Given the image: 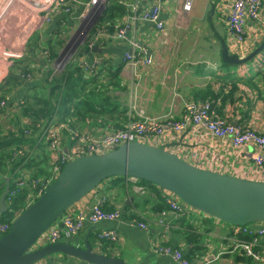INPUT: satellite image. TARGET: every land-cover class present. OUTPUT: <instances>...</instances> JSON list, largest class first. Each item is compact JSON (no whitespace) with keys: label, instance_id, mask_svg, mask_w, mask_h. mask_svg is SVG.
<instances>
[{"label":"crops","instance_id":"1","mask_svg":"<svg viewBox=\"0 0 264 264\" xmlns=\"http://www.w3.org/2000/svg\"><path fill=\"white\" fill-rule=\"evenodd\" d=\"M7 1L9 0H4V5H7ZM213 1L217 7L214 23L227 39L225 15L229 11L231 0ZM17 3L12 0L11 6L0 11V93L1 90L4 93L7 91L9 104L23 101L24 95L30 89V83H39L48 69H53L54 61L60 54L59 48L56 58L50 57L47 48L44 52L36 48L28 49L29 39L51 37L59 32L57 28L69 26L76 20L66 14H54L50 22L40 25V20L33 11L18 10ZM172 3L171 5L164 1L163 4V18L167 23L163 31L156 30L149 22L130 20L126 39L108 41L102 35H96L93 38L94 45L86 49L85 55L81 57L86 61L85 66L89 68L91 74L103 82L113 79V74L119 71L120 86L116 89L109 87L108 92L114 96V103L119 107V112H116L114 117L128 118L136 115L138 111H145L150 115L179 118L187 102L200 98L197 95L199 89L206 87L209 82L215 87L220 84L217 79L227 76L220 75L225 73L221 70V57L218 55L221 44L208 22V15L206 19L204 18L207 11L205 2H202V7L196 8L191 4L190 11H185L181 6ZM208 6L211 8V4ZM5 12L6 15H3ZM127 17V13L118 16L114 30L126 22ZM35 33L37 35L33 37ZM250 34L255 36L252 29ZM25 37L28 38V43L24 44ZM262 37L263 35H260V39ZM33 45H30L31 48L36 47L34 43ZM141 47L147 49V56L151 57L152 61L150 64L141 63L135 68L131 67L124 61V54L126 51L138 53ZM25 66L33 71V75L29 73L31 79L21 78ZM18 77L17 83L9 82L12 78L17 80ZM228 99L226 103L218 104L219 115L236 125L254 126L264 130V86L260 91H252L241 84L239 90ZM102 123L106 122L98 120L95 123L94 120H87L80 124L82 125L80 127L98 133L115 127L113 122ZM174 143L178 145L173 147L176 152L199 166L237 176L264 179V171L255 167L251 156L255 151L254 146L248 145L244 151L238 153L234 152L227 141L222 142L212 136L200 134L190 139L186 133H182ZM24 146L30 148L31 142L25 141ZM38 147V149L34 147L36 150L28 153L35 159L43 158L40 153L44 152L41 151L49 148L45 138ZM29 159H24L23 164L18 167L15 179L28 175L30 179L41 180L50 175V157L48 174L41 176L33 175L31 170L34 169L24 167L30 162ZM3 177L8 176H0V187L6 185ZM35 195L31 187L25 198L31 201ZM165 195L164 189L139 184L128 178L104 182L89 196L75 204L74 208L89 211L99 199L106 198V204L110 208L122 212L121 218L112 222L102 221L97 225L88 223L73 242L83 244L87 236L90 240L93 235L114 229L119 233L118 240H105L100 244L96 239V244L93 245L95 250L122 258L127 264H178L171 256L156 253L155 249L159 243L182 250L186 257L196 262L213 258L221 251L229 250L243 237L234 226L219 220H214L211 224L205 218L201 219L206 215L194 212L190 208H187L186 212L189 215L188 213L185 215L187 218L185 220L175 218V214L169 210L161 222L158 208L167 205ZM197 214H200V218L195 216ZM133 220L144 222L146 228L140 227L137 223L132 225ZM58 263L86 264L71 257H63ZM217 264L261 263L248 258L239 250H234L223 254L217 260Z\"/></svg>","mask_w":264,"mask_h":264},{"label":"built area","instance_id":"2","mask_svg":"<svg viewBox=\"0 0 264 264\" xmlns=\"http://www.w3.org/2000/svg\"><path fill=\"white\" fill-rule=\"evenodd\" d=\"M164 1L166 2V0H14L15 3L18 2V10L30 9L33 11L39 18L40 25L45 22H50L54 14H66L78 20V29L86 23L88 19L94 21L98 16L92 26L93 29L99 17L109 4L117 3L123 6L128 16L127 21L115 30H110L103 26L99 28L93 36L90 37V34H88L82 46L86 48H91L94 45L93 38L96 35H102L104 39L108 41L126 39L130 20L146 21L151 23L156 30L163 31L167 24L166 20L163 18ZM172 2L176 4L175 1ZM11 5L12 0L7 1V5H4V0H0V11L2 8H7ZM181 7L185 11H190V0H184ZM263 14L264 0H231L229 11L225 16H227L226 42L232 53L244 57L259 45L258 43L260 40H263ZM3 15H6V12ZM250 29L255 32V36H251ZM260 35H263L261 39ZM135 44L136 43H134V45ZM147 52V49L144 47H141L138 53L126 51L124 54V61L134 68L141 63L145 65L150 64L152 59L147 56ZM72 58L75 59V55ZM58 61L59 59L54 61V72L62 71L69 62ZM80 62L86 65V61L81 60ZM24 75L26 74L24 73L23 76ZM1 103H6L7 105L6 100H3ZM217 106L218 103L215 105L211 100H191L185 104L183 113L179 118L150 115L145 111H138L136 115L129 116L128 120H126L121 127H109L102 133L89 130L85 131L83 134H76V138L72 139L67 148L68 152H66V149L60 150V146L62 145L63 131L66 129L71 131L72 129L58 122L56 119L50 120L45 129V142L52 153V157H50V159H53L52 165L54 166V164H56L57 166L54 167L53 172L44 179L34 181L30 179L28 175H22L16 179L15 183L18 188L27 186V183H30V186L36 194L34 199L30 201L32 202L43 192L49 183L55 180L54 178L58 176L68 160L89 154H103L132 141H139L155 146L170 144L178 146L174 142L178 141L182 133H186L190 139L200 134L201 136H212L222 142L227 141L229 145L232 146L234 152L238 153L244 151L248 145L254 146L255 151L251 154L254 165L256 168L264 171V130L257 129L254 126L242 127L234 124L226 117L218 114ZM73 136L75 137V135ZM173 147L174 146L169 149L173 153L186 159L176 152ZM186 160L190 161L188 159ZM192 163L198 165L194 162ZM127 178L134 182H138L137 178ZM261 181H264V179ZM8 194L10 195L7 200L9 207L13 203V198L17 194V191L13 190ZM165 196L167 199V206L175 214V218L180 219L188 213L186 212L188 207L175 194L166 191ZM105 203L106 198H101L97 203L92 205L89 211L77 210L74 208L75 205L72 206L38 238L33 249L60 240L68 242L76 241V238L83 232L88 223L97 225L102 221L112 222L120 219L122 212L120 210H104L102 207ZM167 213L168 210L160 212L161 222H163ZM12 221L13 219L0 220V238L9 230ZM135 223L142 228H146L144 222H137L136 220L131 222L132 225ZM234 227L238 233L245 234L246 236L249 235L251 239H240V241L238 240L235 242L229 250H223L218 255L207 260L191 261L185 256L182 250L174 248L169 244L159 243L155 251L158 254L171 256L178 264H217V260L223 256V254L239 250L255 262L264 264V222ZM118 238L119 233L114 229L102 231L98 236V239L109 241H117ZM48 263L49 262L45 260L37 264Z\"/></svg>","mask_w":264,"mask_h":264},{"label":"water","instance_id":"3","mask_svg":"<svg viewBox=\"0 0 264 264\" xmlns=\"http://www.w3.org/2000/svg\"><path fill=\"white\" fill-rule=\"evenodd\" d=\"M210 4L208 22L220 41L223 63L238 66L263 52L264 38L244 57L232 53L214 23L216 3L212 0ZM172 146L175 145L155 146L132 141L103 154L68 160L55 180L19 212L0 238V264H37L45 260L59 264L63 256L86 264H127L122 258L95 250L88 236L82 245L58 241L33 249L38 238L69 208L113 177H134L149 182L175 194L192 211L228 225L264 222V181L195 165L173 153L169 149ZM3 178L6 188L0 197V214L9 210L6 199L11 180Z\"/></svg>","mask_w":264,"mask_h":264},{"label":"trees","instance_id":"4","mask_svg":"<svg viewBox=\"0 0 264 264\" xmlns=\"http://www.w3.org/2000/svg\"><path fill=\"white\" fill-rule=\"evenodd\" d=\"M124 14H126V9L123 6L117 3L109 4L96 22V25L94 27L96 29L94 32L91 31L90 37L93 36V34L103 26L109 28L110 30H114V23L116 18ZM51 43L52 40L48 41L47 44L49 45L46 48L50 52V57L56 58V56L58 55L56 47L59 44H57V46L55 47L54 45H50ZM34 44L35 46H37L36 42ZM31 46L34 45L31 44ZM36 49H40V47ZM86 49L88 48H80L78 53L75 55V59H70L62 71L54 73L53 69L49 68L45 77L43 76V78H40L41 80H39V83L36 84L34 82H31L30 89L27 90L26 94L24 95V98L22 99L23 101L17 103V107L20 106V113H22L23 116H26V119L23 121V123H25L26 125L22 127V125H20L21 121L19 119L16 123L22 128L19 127V129L17 130H11V132L8 133V136H2V133H0V174L1 171H4V174L11 178L9 193L13 190L17 191V194L13 198V203H10L11 205L8 207L9 210L7 212V214L9 213L12 217H16V215L25 208L24 207L22 209H17L15 205L20 201L23 203L25 202L26 194H28L29 189L31 188L30 183H27V186H23L20 188H18L15 183L17 178L15 179L14 176L17 174L18 167L23 164L24 159L30 158L28 160L30 162L28 163L31 164L27 163L29 166H27L26 164L24 165V167L34 169L35 173L38 174V176H41L42 174H48V155L44 153L43 158L35 159L31 154L28 153L31 148L35 147L38 149V146L42 145V141L45 137V129L50 120L57 119L58 122L65 124L66 126H68V128H76V124L82 126L80 124L87 122V120H94L95 123H97L98 120H101V122H104L105 120L106 123L102 124H109L110 122H113L115 123L113 125L117 128L121 127L122 124L126 120H128V118L124 116L114 117L115 113L119 112L118 104L114 103V96L108 94L103 88H116L120 86L118 74L119 71L113 74V79L107 80V82L99 80L96 76H94V74H91L89 68H87L82 62H80L82 60L81 57L85 55ZM218 55L221 57V49L218 51ZM263 56L264 50L262 53L251 59L252 61L255 60L253 65H257V62ZM251 60H249L248 62H250ZM248 62L237 66L242 68V70H240L241 73L239 76L235 77L225 72L222 75L227 76L222 79H217L220 84L213 87L212 83L209 82L206 87H204L203 89H199L197 95L200 98L198 100H211L215 105L217 103L224 104L229 100L228 97L239 90L241 84H244L245 88L248 90L260 91L262 89V86H264V62L262 65H260L259 68H255L253 70L251 66H247ZM232 67H234V65L226 64L221 61V70H224V68L230 70L232 69ZM23 70V73L25 74H32V70L28 69V66H25ZM18 80L19 77L17 80L12 78L9 82L17 83ZM6 92L4 93V91L1 90L0 102L5 99L8 101V106H0V112L10 111V108H14V106L16 105L14 103L9 104V99L7 98ZM40 126L45 127L39 133V136H37L36 139L30 138V136H26L24 127H30L33 128V130L36 129L37 131ZM65 131L69 133V129H66ZM25 141L31 142V146L28 151V148H25L24 146ZM19 151H21L22 153H20ZM32 162H34V164ZM30 166H34L35 168ZM44 178L45 177H43V179ZM125 178L127 177H113L106 181H113L118 179L121 181ZM32 179L34 181L37 180V178ZM4 183L5 182H3V184ZM138 183L154 186L151 183L140 179L138 180ZM5 186L6 185L4 184L0 187V196L5 190ZM9 196L10 195L8 194L6 200H8ZM30 203L31 202L29 201V204ZM11 206H14V208L12 209ZM163 206L158 208L159 212L162 209L167 208V205H165L164 207ZM102 208L107 211L113 210V208H110L106 203ZM6 219L12 220L10 218ZM180 219L185 220L187 218H185V216H182ZM98 236L99 234L91 236L90 243L92 245L96 244V239H98ZM242 236L243 237L241 239H251L249 235L246 236L245 234H242ZM98 240L100 244L105 241L102 239ZM63 257L68 258L67 256Z\"/></svg>","mask_w":264,"mask_h":264},{"label":"rangeland","instance_id":"5","mask_svg":"<svg viewBox=\"0 0 264 264\" xmlns=\"http://www.w3.org/2000/svg\"><path fill=\"white\" fill-rule=\"evenodd\" d=\"M172 1H175L176 4L179 5V7H180L184 0H166V3L172 5L173 4ZM203 1L205 2V7L207 8L206 9L207 11H205V15L206 16H204V18L206 19L207 15H208V12H209V9H210L208 4H210L211 0H190L191 4L195 8H196V6L202 7L203 6V4H202ZM97 18H98V16L94 19V21H91V19H88V21L86 23H84L81 27H79V29H78V20L76 19L69 26L63 25L61 28H59V29L57 28V31H59V32H57L53 36L51 35V37H39V38L36 37V38L29 39L28 49H33L34 47L31 48L30 45L36 42L37 46L35 48L40 47V50H42L44 52L46 50V47H48V45H49V44H47L48 41L52 40V43L50 45H54L56 47L57 44H59L56 48H59V53L60 54L55 60L59 59L58 62L69 61V59H71L74 55H76L78 53L79 48H81L83 46L88 34H90L91 31L92 32L95 31L96 28H93V30H92V26L94 25V23L97 20ZM205 23H206V21L204 20V24ZM43 34L44 33L42 32V35ZM36 35H37V33H35L33 37H35ZM27 41H28V38L25 37L23 39V43L25 44ZM254 62H255V60L254 61L251 60L247 64V66H251L252 67V70L255 69V68L256 69L259 68L260 65L263 64L264 56L257 62V65H253ZM240 70H242V68L237 67V66L232 67V69H230V70L224 68V71L226 73H228L229 75L235 76V77L240 75V73H241ZM31 73L33 74V71H31ZM215 74H217V73H215ZM29 75H30L29 73H27L24 76L21 75V78L24 79V80L31 79L29 77ZM220 75H222V74H220ZM103 88L106 90L107 93L109 92V88L108 87H103ZM116 88H118V87H116ZM116 88H114V89H116ZM1 102H0V106L1 107H5L6 103L3 104ZM7 104H8V102H7ZM17 106H18V104H16L14 106V108H10L11 112L10 111H7V112L1 111L0 112V133H2L1 134L2 136H8V133L11 132V130H17V129H19V127L22 128L23 126L26 125L25 123L22 122L23 120L26 119V116H23L22 113H20L21 112L20 111V106L19 107H17ZM19 119L21 121L20 125H22V127L17 125V123H16ZM104 122H105V120H104ZM75 126L79 127V128H77V129L76 128H71L72 130L69 131V133H67L66 131H63V139H62V145L60 146V150H62V149H64V150L66 149L67 150V148H68L70 142L72 141V139L76 138V134H83L85 131H89V129L83 130L78 124H76ZM44 127L45 126H40L37 131H36L35 128H34L35 130H33V128H30V127L25 128L24 127V132H25L27 137L30 136V138L36 139L37 136H39V133L43 130ZM73 135H75V137ZM48 149H44L41 152L47 153L49 157H52L51 150L50 149L48 150ZM28 150H29V148L27 149V151ZM35 150H36L35 148H31L29 150V152L30 151L32 152V151H35ZM19 152L22 153L21 151H19ZM67 152H68V150H67ZM44 153H40V155L43 156ZM17 154H19V153H17ZM51 163L53 164V159H51ZM28 164H31V163H28ZM28 164H27V166H29ZM56 166H57L56 164H54V166L51 165L50 173L53 172L54 167H56ZM30 167H34V166H30ZM31 171H32L33 175H36L35 170H31ZM2 175H6V174H4V171H1L0 176H2ZM18 175H20V174H18ZM28 204H29V200H25L24 203L20 201V202H18L15 205V207L17 209H22V208L26 207ZM11 207H12V209L14 208V206H11ZM163 210H168L169 211L170 209L167 206V208H164L161 211H163ZM188 215H189V213H188ZM195 216L197 218H200V214H197ZM6 218L14 219L15 217L14 216L12 217L9 213L7 214V212L4 213V214H0V220L6 219ZM203 218L208 220V222L211 223V224H212V222H214V220H217V219H213V218L206 217V216H203L201 219H203Z\"/></svg>","mask_w":264,"mask_h":264}]
</instances>
